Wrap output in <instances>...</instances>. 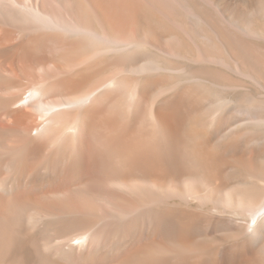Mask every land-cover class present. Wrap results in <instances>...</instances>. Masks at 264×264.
I'll return each mask as SVG.
<instances>
[{
    "label": "bare ground",
    "instance_id": "bare-ground-1",
    "mask_svg": "<svg viewBox=\"0 0 264 264\" xmlns=\"http://www.w3.org/2000/svg\"><path fill=\"white\" fill-rule=\"evenodd\" d=\"M0 264H264V0H0Z\"/></svg>",
    "mask_w": 264,
    "mask_h": 264
}]
</instances>
